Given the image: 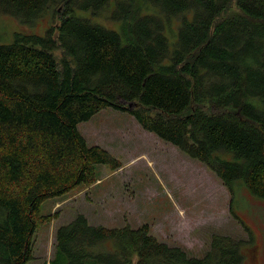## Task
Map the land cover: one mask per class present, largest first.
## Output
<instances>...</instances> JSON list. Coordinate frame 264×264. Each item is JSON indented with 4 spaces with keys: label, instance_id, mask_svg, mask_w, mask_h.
Masks as SVG:
<instances>
[{
    "label": "trees",
    "instance_id": "obj_1",
    "mask_svg": "<svg viewBox=\"0 0 264 264\" xmlns=\"http://www.w3.org/2000/svg\"><path fill=\"white\" fill-rule=\"evenodd\" d=\"M109 2L0 0L20 23L54 19L44 35L0 42V264L33 259L34 231L55 217L44 200L92 184L98 164L122 166L78 130L106 107L203 163L231 196L242 180L264 198V0H114L119 30L93 19ZM55 239L40 264H245L252 241L213 233L196 256L147 223L92 225L81 213Z\"/></svg>",
    "mask_w": 264,
    "mask_h": 264
},
{
    "label": "rangeland",
    "instance_id": "obj_2",
    "mask_svg": "<svg viewBox=\"0 0 264 264\" xmlns=\"http://www.w3.org/2000/svg\"><path fill=\"white\" fill-rule=\"evenodd\" d=\"M113 1L93 19L119 30V21L109 17ZM51 25L54 19L49 13L30 23L2 14L0 42L10 43L15 33L44 35ZM178 26L176 19L166 22L170 45ZM78 130L88 145L107 149L122 166L112 171L108 165L98 164L95 182L42 202L41 213L55 217L34 231V257L26 264L48 263L55 250L57 227L78 213L92 225L135 228L147 223L159 240L181 246L196 256L202 255L213 233L246 240L252 237L241 246L244 263L264 264V198L250 193L242 180L234 182L231 196L203 163L144 130L128 112L112 107L80 122Z\"/></svg>",
    "mask_w": 264,
    "mask_h": 264
},
{
    "label": "water",
    "instance_id": "obj_3",
    "mask_svg": "<svg viewBox=\"0 0 264 264\" xmlns=\"http://www.w3.org/2000/svg\"><path fill=\"white\" fill-rule=\"evenodd\" d=\"M131 105V104H130Z\"/></svg>",
    "mask_w": 264,
    "mask_h": 264
}]
</instances>
